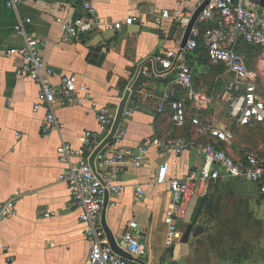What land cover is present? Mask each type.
I'll use <instances>...</instances> for the list:
<instances>
[{"label": "crops", "instance_id": "obj_1", "mask_svg": "<svg viewBox=\"0 0 264 264\" xmlns=\"http://www.w3.org/2000/svg\"><path fill=\"white\" fill-rule=\"evenodd\" d=\"M197 1L93 0L101 29L65 41L56 17H79L83 0H28L16 7L0 0V207L14 202L13 212L0 220V246L5 247L0 248V264H89L93 241L84 232L82 209L73 204L68 184L60 178L67 165L59 161L57 149L63 142L82 147V136L90 130L99 136V148L111 152L120 127L126 128L123 146L146 145L148 162L124 165L118 180L121 192L110 191L105 197L99 221L115 252L128 257L121 247L122 235L134 220L147 255L146 260L132 264H264V240L257 245L256 236L243 241L240 236L242 231L255 229L240 224V219L248 220L242 205L248 206L256 192L264 195L256 184L242 187L240 183L247 182L241 179L209 182L204 193L193 197L180 224V236L172 246L166 245L165 216L172 194L168 182H158L159 168L166 163L168 179L184 178L202 165L200 145L216 142L199 135L191 118L230 127L233 140L216 143L235 158L264 147L263 126H243L231 116L229 83L233 76L223 64L210 60L205 47L187 55L194 74L193 91L200 93V100L175 83L173 72L164 71L153 60L179 42L181 45L184 36L176 20L166 18L157 24L155 17L163 10L173 13ZM245 5L264 14L259 0H245ZM128 17L135 18L133 24L126 23ZM25 18H31V35L44 43V60L55 70L53 83L59 84L63 75H73L91 94L81 105H58L56 118L61 127L50 133L42 131L45 107L34 111L40 101L39 85L18 76V59L6 53L25 45L15 31ZM119 21L124 24L121 30L114 27ZM234 48L249 69L255 61L264 73L263 49L244 41ZM165 94L184 100L185 126L172 123L169 106L158 111ZM103 107L109 109L111 119L106 128L98 119ZM128 109L131 114L126 113ZM173 136L189 138L194 145L177 155L153 144ZM85 153L97 172L105 170L95 161V151L86 148ZM137 186L143 188V194L138 195ZM189 224L192 229L184 241Z\"/></svg>", "mask_w": 264, "mask_h": 264}, {"label": "built area", "instance_id": "obj_2", "mask_svg": "<svg viewBox=\"0 0 264 264\" xmlns=\"http://www.w3.org/2000/svg\"><path fill=\"white\" fill-rule=\"evenodd\" d=\"M26 1L28 0H7L6 4L8 7H16ZM205 1L198 0L196 5L177 9L173 13L167 9L163 10L155 17V21L162 24L166 18L176 20L181 33L184 34L197 8ZM207 1L197 17L186 46L182 48L179 42L176 48L167 50L153 60L155 63L159 62L164 71L173 72L175 83L200 100L202 99L200 93L193 91L194 74L187 61V55L203 42L210 60L223 64L233 76L229 83V89L232 91L233 119L243 126L264 127V97L242 54L234 48L239 41H244L264 50V14L247 8L245 0ZM82 7L83 13L77 18L56 17V22L62 27L65 41L101 29L93 0H83ZM134 21L133 17L126 19L129 25ZM30 22L31 18H25L15 26L16 33L25 39V45L10 49L6 53L18 59L16 69L18 76L29 78L39 85L40 101L35 104L34 111L45 107L46 116L42 131L50 133L61 127L56 118L58 105H81L91 97V94L86 87L77 84L73 75H63L59 84L53 83L55 70L44 60L42 55L44 43L37 41L28 31ZM123 25V22L119 21L114 27L121 30ZM166 106L171 109L172 123L177 127L185 126L188 114L184 100L175 97L174 94H165L162 96L158 111H164ZM131 112V109L126 111L127 114ZM98 119L104 128L110 124L107 107L100 109ZM191 123L199 135L214 138L216 142H230L234 138V132L230 127L221 128L198 117L191 118ZM125 136L126 128L120 127L113 136L115 148L111 152L99 148L101 143L99 136L90 130L82 136V147L75 148L70 143L63 142L57 149L59 161L67 165L60 178L68 184L73 204L82 209L80 220L86 225L84 232L93 241L89 264H132V261H142L147 255V247L140 238L136 221H131L122 235L121 247L128 257L114 251L99 221L105 208L107 193L110 191L120 193L122 190L118 180L123 166L128 163L141 166L148 162V147L144 144L134 149L125 147L123 146ZM216 142L200 145L203 153L202 165L198 169H192L184 178L168 179L166 163L159 168L157 180L168 182L172 194L171 204L165 216L168 226L167 247L172 246L180 236V224L187 217L193 197L204 193L209 182H218L224 178L241 179L256 184L260 193L264 195V147L251 149L242 158H235ZM153 144L163 147L167 153L180 155L192 147L194 141L183 136H173L165 141L156 140ZM86 148L95 151V161L102 163L106 167L105 170L97 172L94 169L86 158ZM136 189L138 195L144 193L141 186H137ZM13 209V201L2 205L0 220L10 215Z\"/></svg>", "mask_w": 264, "mask_h": 264}, {"label": "rangeland", "instance_id": "obj_3", "mask_svg": "<svg viewBox=\"0 0 264 264\" xmlns=\"http://www.w3.org/2000/svg\"><path fill=\"white\" fill-rule=\"evenodd\" d=\"M249 67L252 70L251 72L253 73V76L256 79V84L258 85L259 90L264 97V73L260 72L257 69L258 66L255 61L250 62ZM242 135L245 134L243 133ZM240 184L242 187L244 186L250 187V185H248L250 183L248 182L246 184L244 182H241ZM242 206H244L242 208L247 212L246 218L248 220L242 218L240 219V224L243 226L248 225L250 227L255 226V229H253L254 230L253 232H249V233H244V231H242V234H240L241 241L246 240L249 236H256L254 240L257 241V245H258L262 242V240H264V238H262V236L264 235V197L259 196L256 192V196L250 200L249 205L247 206V204L245 203Z\"/></svg>", "mask_w": 264, "mask_h": 264}, {"label": "water", "instance_id": "obj_4", "mask_svg": "<svg viewBox=\"0 0 264 264\" xmlns=\"http://www.w3.org/2000/svg\"><path fill=\"white\" fill-rule=\"evenodd\" d=\"M259 1H260V5H261L262 7H264V0H259ZM207 2H208V1L206 0L203 4H201V5L197 8L195 14L193 15V17H192V19H191V22H190L189 25L187 26V28H186V30H185V32H184V36H183L182 42H181V47H182V48H184V47L186 46V43H187V41H188V39H189V37H190L191 30H192V28L194 27V25H195V23H196L197 17H198V15H199L200 11L203 9L204 5L207 4ZM191 229H192V224H189L188 228L185 230V232H184V234H183V240H184V241H187V240H188L189 235H190V232H191ZM145 257H146V256H145ZM145 257L143 258V260H146Z\"/></svg>", "mask_w": 264, "mask_h": 264}, {"label": "trees", "instance_id": "obj_5", "mask_svg": "<svg viewBox=\"0 0 264 264\" xmlns=\"http://www.w3.org/2000/svg\"><path fill=\"white\" fill-rule=\"evenodd\" d=\"M200 46H203V47H205V45H204V43H203V42H200V43H199V45H198L197 49H198ZM197 49H196V50H197ZM205 49H206V47H205ZM194 51H195V50H194ZM206 51H207V49H206ZM207 53H208V51H207ZM208 56H209V55H208Z\"/></svg>", "mask_w": 264, "mask_h": 264}]
</instances>
